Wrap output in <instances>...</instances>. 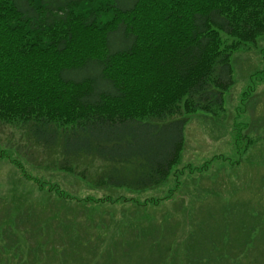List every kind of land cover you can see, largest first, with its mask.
I'll return each mask as SVG.
<instances>
[{
    "label": "trees",
    "instance_id": "1",
    "mask_svg": "<svg viewBox=\"0 0 264 264\" xmlns=\"http://www.w3.org/2000/svg\"><path fill=\"white\" fill-rule=\"evenodd\" d=\"M262 39L264 0H0V123L96 188L151 189L191 116L224 112L234 53Z\"/></svg>",
    "mask_w": 264,
    "mask_h": 264
},
{
    "label": "rangeland",
    "instance_id": "2",
    "mask_svg": "<svg viewBox=\"0 0 264 264\" xmlns=\"http://www.w3.org/2000/svg\"><path fill=\"white\" fill-rule=\"evenodd\" d=\"M232 66L224 112L191 116L168 180L144 191L96 188L0 123V264H156L167 247L160 264H264V39Z\"/></svg>",
    "mask_w": 264,
    "mask_h": 264
}]
</instances>
